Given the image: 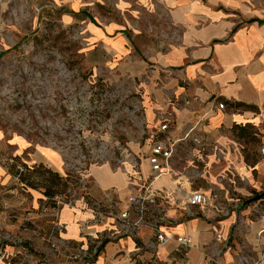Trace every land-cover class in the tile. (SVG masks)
<instances>
[{
  "label": "crops",
  "instance_id": "crops-1",
  "mask_svg": "<svg viewBox=\"0 0 264 264\" xmlns=\"http://www.w3.org/2000/svg\"><path fill=\"white\" fill-rule=\"evenodd\" d=\"M47 1L64 22L78 26L82 58L95 73L138 82L146 137L172 150L169 173L152 184L155 217L162 219L161 231L192 242L186 254L176 243L139 252L153 237L143 228L138 239L107 242L94 264H245L228 239L238 215L247 212L239 207L264 196V8L256 0ZM164 122L169 129L160 132ZM9 157L31 172L44 166L59 176L63 160L47 145L0 137V227L21 233L19 225L34 220L43 196L14 181ZM151 174L146 159L121 172L92 169L88 200L59 208L61 245L86 248L91 236L114 229L112 219H93L92 203H125L141 193ZM193 192L218 194L228 215L210 207L204 216H190L186 198ZM51 222L41 221L52 233ZM252 224L247 237L254 245ZM258 236H264V225ZM41 244L18 248L24 255L13 264L36 262L43 250L50 254ZM258 253L264 264V252Z\"/></svg>",
  "mask_w": 264,
  "mask_h": 264
},
{
  "label": "rangeland",
  "instance_id": "rangeland-1",
  "mask_svg": "<svg viewBox=\"0 0 264 264\" xmlns=\"http://www.w3.org/2000/svg\"><path fill=\"white\" fill-rule=\"evenodd\" d=\"M255 4L264 8V0ZM59 10L51 11L47 0H0V137L47 145L63 160L62 176L42 166L22 179L43 196L26 232L40 244L37 230L49 232L43 224H53L59 200H88L92 169L121 172L132 159L140 167L147 150L138 82L95 73L82 58L78 26L64 22ZM239 210L247 212L238 215L227 239L245 264H260L264 196ZM251 222L257 228L254 245L247 237Z\"/></svg>",
  "mask_w": 264,
  "mask_h": 264
},
{
  "label": "built area",
  "instance_id": "built-area-1",
  "mask_svg": "<svg viewBox=\"0 0 264 264\" xmlns=\"http://www.w3.org/2000/svg\"><path fill=\"white\" fill-rule=\"evenodd\" d=\"M220 109H224L225 105L220 104ZM169 129L167 122L162 123L160 126V132H165ZM172 157V150L166 148L161 142L155 140V136L147 138V150L145 159L148 162L151 176L143 184V190L140 194H132L127 197L125 203L119 201H112L108 205L92 203V215L95 221H106L112 219L114 229H110L104 233L91 236L89 245L86 248L83 247H71L62 246L61 239L58 238L59 224L57 223L59 208L62 206L73 207L74 202L62 203L59 200L60 207L55 211L54 228L51 232L38 231V236L41 237L44 243V248L49 249L50 254H45L43 250L40 252L38 261L30 262L31 264H94L96 258L100 255L102 248L109 241L119 240L124 237H131L134 239L139 238V232L143 228H149L153 231V237L138 247L139 252L153 251L155 252L160 246H167L171 243L178 245L177 251H181L186 254V250L191 248V239L188 237H177L174 235H168L161 231L160 225L162 219L155 217V207L157 206V195L152 192L153 181L159 179L169 173V164ZM134 169L139 168L138 164L131 160ZM8 169L17 184H23L22 179L30 173V168L22 161H19L15 157H9L7 159ZM12 168V173L9 167ZM81 187L85 188L84 179L80 181ZM186 206L189 209L190 216H204L205 210L210 207L218 209L221 216H227L228 210L220 203V197L218 194L206 195L202 192H193L186 198ZM48 208L44 206L43 212L46 213ZM193 211V212H191ZM12 216L7 218L8 222H12ZM28 222V224H27ZM32 224V219L24 220L19 225L18 231L21 233L8 232L4 226L0 227V261L7 264H13V260L20 255H24L22 252H18L17 249L23 247L25 244H29L31 239L26 237L27 228ZM24 233V234H23ZM11 248L13 251H8ZM27 255V254H26ZM264 260V256H263ZM51 261V262H50ZM52 261H55L52 263Z\"/></svg>",
  "mask_w": 264,
  "mask_h": 264
}]
</instances>
